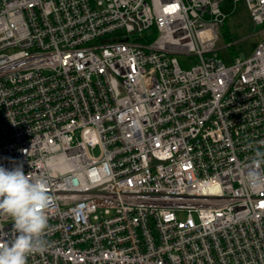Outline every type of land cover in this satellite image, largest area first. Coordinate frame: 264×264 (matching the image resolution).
<instances>
[{
    "label": "built area",
    "instance_id": "built-area-1",
    "mask_svg": "<svg viewBox=\"0 0 264 264\" xmlns=\"http://www.w3.org/2000/svg\"><path fill=\"white\" fill-rule=\"evenodd\" d=\"M240 1L0 0V166L51 197L27 264H264V187L245 182L264 151V0H245L252 54L218 46Z\"/></svg>",
    "mask_w": 264,
    "mask_h": 264
},
{
    "label": "clouds",
    "instance_id": "clouds-1",
    "mask_svg": "<svg viewBox=\"0 0 264 264\" xmlns=\"http://www.w3.org/2000/svg\"><path fill=\"white\" fill-rule=\"evenodd\" d=\"M245 182L253 190L264 187V151L254 152ZM46 183L44 179L33 181L22 164L10 170L0 166V216L11 219L13 233L10 241L0 243V264H27L31 254L43 250L51 200Z\"/></svg>",
    "mask_w": 264,
    "mask_h": 264
},
{
    "label": "rangeland",
    "instance_id": "rangeland-1",
    "mask_svg": "<svg viewBox=\"0 0 264 264\" xmlns=\"http://www.w3.org/2000/svg\"><path fill=\"white\" fill-rule=\"evenodd\" d=\"M261 29L262 27L256 26L252 22L245 0L238 2L232 16L228 18L225 27L222 28L223 35L218 45L220 57L227 62L235 57L246 58L250 56L256 44L260 41ZM142 37L155 39L157 31L153 28L144 34H134L130 37V40L140 41ZM232 43H234V46L229 48L228 44ZM176 58L183 70H190L199 62L198 57L191 54L177 55ZM93 154L98 155L99 150L96 149Z\"/></svg>",
    "mask_w": 264,
    "mask_h": 264
}]
</instances>
